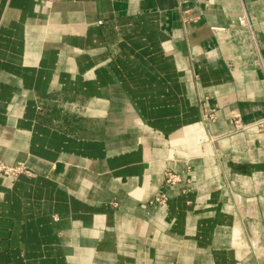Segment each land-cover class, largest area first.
Instances as JSON below:
<instances>
[{"label":"crops","instance_id":"0c3cea01","mask_svg":"<svg viewBox=\"0 0 264 264\" xmlns=\"http://www.w3.org/2000/svg\"><path fill=\"white\" fill-rule=\"evenodd\" d=\"M233 113L264 118V0H0V158L29 169L0 264H264V131Z\"/></svg>","mask_w":264,"mask_h":264},{"label":"built area","instance_id":"2783aa9c","mask_svg":"<svg viewBox=\"0 0 264 264\" xmlns=\"http://www.w3.org/2000/svg\"><path fill=\"white\" fill-rule=\"evenodd\" d=\"M45 1L52 2L53 0H45ZM239 22L241 25L247 27L249 30L252 31V24L245 10H243L242 15L239 16ZM202 108H203V118L205 120H214L216 118L215 110L208 108L206 106V101L204 100H202ZM231 117L234 120L235 130L237 131H244L250 133L264 131V118L259 119L255 122L244 123L240 119V116L236 113H233ZM21 173H29V169L24 163L19 162L16 164H9L0 158V175L18 176ZM164 175H165L164 176L165 181L169 184H176L182 180L180 174L173 172L171 170H167ZM165 199H166L165 194H162L161 196L158 197V200L163 202L165 201Z\"/></svg>","mask_w":264,"mask_h":264}]
</instances>
